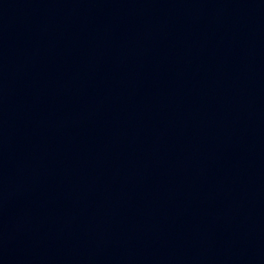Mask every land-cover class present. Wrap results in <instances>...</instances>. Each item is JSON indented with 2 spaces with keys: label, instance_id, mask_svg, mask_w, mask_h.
I'll return each mask as SVG.
<instances>
[{
  "label": "water",
  "instance_id": "water-1",
  "mask_svg": "<svg viewBox=\"0 0 264 264\" xmlns=\"http://www.w3.org/2000/svg\"><path fill=\"white\" fill-rule=\"evenodd\" d=\"M0 264H264V0H0Z\"/></svg>",
  "mask_w": 264,
  "mask_h": 264
}]
</instances>
